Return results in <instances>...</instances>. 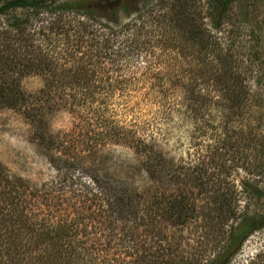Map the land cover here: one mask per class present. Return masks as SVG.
<instances>
[{
    "label": "trees",
    "instance_id": "obj_1",
    "mask_svg": "<svg viewBox=\"0 0 264 264\" xmlns=\"http://www.w3.org/2000/svg\"><path fill=\"white\" fill-rule=\"evenodd\" d=\"M163 1L0 0V44L7 51L0 56V62L13 69L23 66L31 71H44L48 75L47 85L52 88L55 85L82 88L79 99L78 95L72 96L73 106L98 103L105 110L111 108L107 112H112L113 116L119 111L117 107H126L129 111L140 108L145 113L144 123L155 120L162 112L169 115L173 109L182 108L187 113L206 106L208 112L219 113L222 119L226 117L225 128L233 135H245L244 130L249 128L244 124L245 115L254 107L263 108L264 99L251 94L254 83L241 77L246 71L238 73L241 60L221 43V27L229 20L228 12L237 0H208L205 17L196 12L199 9L196 0ZM204 18L210 22L209 28L208 24H203ZM13 42L24 44L30 57L21 55ZM179 53L184 55L190 77L178 84L185 89L193 83L183 95L173 92L176 84L171 76L159 77L161 70L157 67L161 56L169 61L179 58ZM194 58L197 59L195 66L191 60ZM6 75L0 71L1 82L4 81L0 87V103L14 107L20 99L16 92L4 87ZM149 86L156 89L155 97L141 92ZM163 100L166 102L162 103ZM148 103L159 107L161 113L150 116ZM194 105L199 106L194 108ZM113 121L102 119L108 124ZM252 121L250 119L249 124ZM140 122L131 117L132 125L129 124V130L124 133L136 143V153L144 157L140 164L147 176L164 184L179 180L176 170L165 168L166 160L158 150L156 138L147 140L146 133L136 130ZM112 126L118 128L119 134L124 129ZM251 130L249 128L247 133L251 134ZM223 149L226 152L219 154L223 159L218 167L213 161L201 159L189 167L198 173L199 186L210 191L208 196L213 206L202 216L208 220L207 234L213 238L210 255L194 253L191 257H179L171 245L163 244L154 256V264H232L244 241L264 226V213L249 214L243 221V215L235 206L238 187L251 197H264L260 181L254 183L247 177L240 185L231 181L232 174L247 170L246 164L235 144L229 142ZM248 176L252 177L250 171ZM93 180L108 196L116 220L126 224L125 227L133 224L128 226L129 230L135 225L145 226V219L151 222L146 227L148 233L157 235L151 239L155 243L159 234L154 221H159L162 214L175 226L195 218L196 206L186 198L178 200L170 196L166 200L164 196L160 201L146 202L125 182L106 174L96 175ZM20 197L14 183L0 171V264H22L24 260L25 253L20 251V235L25 225L22 215H18ZM230 221L231 225L227 226ZM71 229L72 224H58L50 228L49 233L42 231L39 240L59 243L68 260L80 257L83 251L72 243L74 240L68 235ZM135 239L132 236L130 240L136 242ZM166 251L170 257L173 255L171 259H165Z\"/></svg>",
    "mask_w": 264,
    "mask_h": 264
},
{
    "label": "rangeland",
    "instance_id": "obj_2",
    "mask_svg": "<svg viewBox=\"0 0 264 264\" xmlns=\"http://www.w3.org/2000/svg\"><path fill=\"white\" fill-rule=\"evenodd\" d=\"M196 1L199 5L196 12L205 17L208 0ZM228 13L229 20L220 31L222 46L229 47L241 60L238 73L246 71L241 77L254 83L251 94L264 99V0H237ZM203 21L209 28L210 22L205 18ZM13 43L21 55L28 56L24 44ZM6 53V48L0 44V56ZM178 55L179 58L169 61L161 56L157 67L161 70L159 77L171 76L176 84L173 92L183 95L193 83L185 89L178 84L190 77L184 55ZM191 60L195 66L197 59ZM5 67L6 64L0 62V71L7 73L4 87L16 92L20 100L14 107L0 103V171L21 194L18 215H22L25 223L20 235V251L25 253L22 264H154V256L163 244L171 245L179 257H191L194 253L209 256L213 238L208 236L209 222L202 216L213 206L208 196L210 191L199 186L198 173L189 167H193L197 159L213 161L218 167L223 159L219 154L226 152L223 148L229 142L235 144L247 169L232 174L231 181L237 185L246 177L254 183L260 181L258 184L264 192V107H254L245 115L244 124L252 128V133H247L248 128L243 136L228 131L226 117L222 119L219 113L208 112L206 106L187 113L177 108L165 115L164 112L158 114L159 107L148 103L150 116L156 112L158 118L156 115L155 120L144 123L145 113L140 108L132 109V113L126 107H117L119 111L113 116L112 112H107L111 108L105 110L98 103L73 106L72 96L78 95L79 99L82 88H59L58 85L52 88L47 85L48 75L44 71H31L23 66ZM1 81L0 87L4 82ZM152 89L149 86L141 92L155 97L156 89ZM196 106L199 105L194 108ZM131 117L140 119L135 128L146 133L147 140L156 138L158 150L166 160L165 168L176 170L179 180L164 184L147 176L140 164L144 157L136 153V143L124 133L129 130ZM102 119L114 120L115 124L103 123ZM250 119L253 121L249 124ZM112 125L124 129L119 134L118 128L113 129ZM224 139L228 141L226 144ZM69 166L71 168L67 169ZM249 171L252 177L248 176ZM100 174L125 182L146 202H157L164 196L166 200L170 196L178 200L186 198L196 206L195 218L175 226L162 214L159 221H154L159 234L155 243L151 239L157 235L147 232L146 226L151 224L147 219L143 221L145 226L135 225L131 230L128 226L133 224L125 227L126 224L116 220L108 196L93 180ZM238 191L235 206L243 215V221L249 214L264 213L263 196L257 199L239 187ZM58 224H72L67 233L74 240L72 243L82 248L80 257L68 260L59 243L39 240L42 231L49 233L50 228ZM132 236L136 242L130 240ZM165 254V259L173 257L167 251ZM232 264H264V226L244 241Z\"/></svg>",
    "mask_w": 264,
    "mask_h": 264
}]
</instances>
